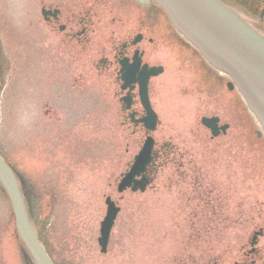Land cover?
I'll return each mask as SVG.
<instances>
[{
	"label": "rangeland",
	"instance_id": "1",
	"mask_svg": "<svg viewBox=\"0 0 264 264\" xmlns=\"http://www.w3.org/2000/svg\"><path fill=\"white\" fill-rule=\"evenodd\" d=\"M38 4L39 0H0V155L19 178L32 224L52 261L213 264L219 250L244 233L236 226L216 231V190L219 194L225 190L230 219L241 207L257 213L264 204V176L259 183L253 171L254 158L264 153V134L255 136L259 125L237 90L230 95L234 106L223 100L227 95L221 85L215 97L202 71L177 69L181 58L173 55L170 44L158 45L168 54V70L151 83L160 119L154 134L188 150L183 160L199 165L203 185H186L170 168L166 173L175 175L171 181L161 174L154 187L142 193L117 192L118 178L132 161L143 133L130 136L119 125L112 81L63 77L77 75L82 68L57 55ZM218 76L224 85L227 78L215 73ZM215 113L231 128L227 135L211 140L199 119ZM250 159L253 167L248 174L244 166ZM229 183L234 191L226 188ZM245 186L250 189L244 190ZM106 196L120 211L107 251L101 253L97 237ZM243 200L247 208L239 205ZM0 264H32L1 187Z\"/></svg>",
	"mask_w": 264,
	"mask_h": 264
},
{
	"label": "flooded vegetation",
	"instance_id": "2",
	"mask_svg": "<svg viewBox=\"0 0 264 264\" xmlns=\"http://www.w3.org/2000/svg\"><path fill=\"white\" fill-rule=\"evenodd\" d=\"M220 1L236 10L247 23L264 35V0ZM38 5L42 23L55 39L57 55L80 64L82 68V72L77 75L68 73L63 74V77L79 81L96 76L102 81H112L115 86L114 95L119 102V125L128 129L130 136L143 133L137 152L147 135L141 120L145 116V109L139 96L138 79L148 74V98L157 112L151 96V83L165 76L168 70V54L158 50L160 44H170L173 55L181 58L175 66L177 69H189L197 73L202 71L203 76L200 75L207 77L206 83L212 91L215 90V97L217 87L223 86L227 95L223 100L234 106V99L230 96L236 91L233 82L205 61L199 51L172 26L167 14L153 0H39ZM59 61L56 62L58 71L61 68ZM215 73L227 78L224 85L220 84L223 78H216ZM210 74L211 81H208ZM215 116L219 119L218 127L227 125L224 131L219 129L218 136L214 138L217 139L229 133L231 123L223 120L218 113ZM159 124L158 116L157 128ZM155 131L150 134L153 138L152 158L145 169L150 181L149 188L154 187L161 174L169 181L175 178L172 172L166 173L170 168L178 170L173 171L179 174L178 179L186 185H203L199 165L196 166L192 159L183 160L188 150L180 149L170 140L159 139ZM262 134L260 129L255 131L258 138ZM251 159L250 164L244 166L248 174L253 167ZM254 163L253 171L258 176H264V153L257 154ZM178 168H182V171ZM229 184L226 188L234 191L235 187ZM247 189L250 187L245 186L244 190ZM216 192V231L220 234L221 230L234 229L236 226L244 230V233L237 235L236 239L219 250L213 264H264V202L257 213L251 211V208L247 212L241 207L238 216L230 219V214L225 210L227 196L222 195L225 190L222 189L220 194ZM239 205L245 207L243 203Z\"/></svg>",
	"mask_w": 264,
	"mask_h": 264
},
{
	"label": "water",
	"instance_id": "3",
	"mask_svg": "<svg viewBox=\"0 0 264 264\" xmlns=\"http://www.w3.org/2000/svg\"><path fill=\"white\" fill-rule=\"evenodd\" d=\"M153 1L212 67L229 76L264 132V35L219 0ZM147 76L138 79L139 95L146 112L141 120L148 131H153L158 118L149 102ZM200 121L212 137L219 134L218 117L202 116ZM226 127L220 128L224 131ZM152 146V137L148 136L118 181L117 192L145 191L150 183L145 169L152 158ZM0 186L9 200L16 233L32 264H55L35 232L16 173L1 155ZM104 203L105 214L97 237L101 253L107 251L110 232L120 210L110 196L105 197Z\"/></svg>",
	"mask_w": 264,
	"mask_h": 264
},
{
	"label": "bare ground",
	"instance_id": "4",
	"mask_svg": "<svg viewBox=\"0 0 264 264\" xmlns=\"http://www.w3.org/2000/svg\"><path fill=\"white\" fill-rule=\"evenodd\" d=\"M144 1V0H143ZM143 1H141V2H143ZM220 1V0H219ZM221 2V1H220ZM222 3V2H221ZM222 4H224V3H222ZM225 5V4H224ZM229 7V6H228ZM229 8H231V7H229ZM231 9H233V8H231ZM234 10V9H233ZM236 13H238L236 10H234ZM239 14V13H238ZM242 18V17H241ZM243 19V18H242ZM244 20V19H243ZM241 96V95H240ZM244 101V100H243ZM245 103V102H244ZM246 105V104H245ZM246 107V109H248V107L247 106H245ZM249 110V109H248ZM252 116L255 118V116L252 114ZM201 118V117H200ZM200 120V119H199ZM255 120H256V118H255ZM257 121V120H256ZM200 122V121H199ZM259 125V124H258ZM223 126V125H222ZM221 127V126H220ZM219 127V129H221ZM156 128H157V125H156V127H155V130H156ZM259 129L263 132V130H262V128H261V126L259 125ZM154 130V131H155ZM149 133H153V131H147V134H149ZM264 133V132H263ZM218 136V135H217ZM210 138H212V139H214L215 138V136L214 137H212V136H210ZM16 173V172H15ZM262 174L264 175V172L262 171ZM16 176H17V174H16ZM17 180H18V183H19V186H20V181H19V178H18V176H17ZM263 179H262V176L261 175H259L258 176V182L260 183L261 181H262ZM1 187V186H0ZM20 189L22 190V187L20 186ZM124 191H126V190H124ZM243 204H244V200H243V202H242ZM242 203H240V204H242ZM244 220H248V219H244ZM111 233V232H110ZM25 253H26V251H25ZM31 261V260H30Z\"/></svg>",
	"mask_w": 264,
	"mask_h": 264
},
{
	"label": "trees",
	"instance_id": "5",
	"mask_svg": "<svg viewBox=\"0 0 264 264\" xmlns=\"http://www.w3.org/2000/svg\"><path fill=\"white\" fill-rule=\"evenodd\" d=\"M38 235V234H37ZM38 237H39V235H38ZM39 239H40V237H39Z\"/></svg>",
	"mask_w": 264,
	"mask_h": 264
}]
</instances>
